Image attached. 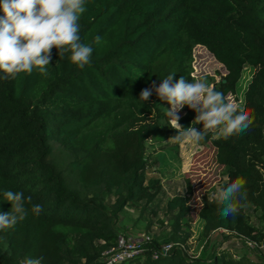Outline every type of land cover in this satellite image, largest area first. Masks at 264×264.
<instances>
[{
  "label": "trees",
  "instance_id": "obj_1",
  "mask_svg": "<svg viewBox=\"0 0 264 264\" xmlns=\"http://www.w3.org/2000/svg\"><path fill=\"white\" fill-rule=\"evenodd\" d=\"M85 7L80 36L94 49L90 64L80 69L54 47L48 77L34 69L0 79V212L11 209L3 200L6 190L31 197L26 218L0 230V264H22L26 257H42V264H97L115 242L126 206L139 214L154 211L159 178L145 172L153 163L159 170L174 166L177 132L166 115L170 106L155 92L145 102L139 94L171 73L196 79L195 45L224 68L217 81L201 77L243 100L253 118L241 134L225 139L210 131L200 142L211 146L221 165L218 191L241 179L247 198L237 215L225 219L215 194L203 192L198 237L221 228L226 238L264 244V0H85ZM245 66L251 71L239 95ZM195 115L184 106L179 123L188 127ZM184 181L183 191L164 203L171 249L153 258L160 244L149 237L141 253L116 264H264V257L232 255L226 245L196 257L185 253L191 187ZM34 204L42 205L38 216L31 212ZM246 206L258 212L256 220Z\"/></svg>",
  "mask_w": 264,
  "mask_h": 264
},
{
  "label": "clouds",
  "instance_id": "obj_2",
  "mask_svg": "<svg viewBox=\"0 0 264 264\" xmlns=\"http://www.w3.org/2000/svg\"><path fill=\"white\" fill-rule=\"evenodd\" d=\"M0 79H15L19 74H31L37 70L43 77L49 76L52 49L59 57L68 54L71 63L83 69L91 63L93 47L81 42L80 17L86 11L85 0H0ZM102 37L97 35L94 43ZM171 73L157 85L142 89L139 99L148 101L153 92L159 100L166 102L171 127L177 134L172 136L177 143L198 144L207 134L219 130L223 137L238 135L246 131L253 122L245 110L244 101L236 102L223 91L216 90L203 77L189 81L183 76L174 79ZM187 106L196 113L188 127L179 123V112ZM203 125L198 130L195 125ZM3 200L10 202L8 212H0V230L14 227L23 221L31 203V197L23 192L6 190ZM244 181L237 179L222 186L214 195L213 202L219 206L222 218L237 215L246 201ZM42 205L34 204L31 212L39 215ZM42 257H26L22 264H42Z\"/></svg>",
  "mask_w": 264,
  "mask_h": 264
},
{
  "label": "rangeland",
  "instance_id": "obj_3",
  "mask_svg": "<svg viewBox=\"0 0 264 264\" xmlns=\"http://www.w3.org/2000/svg\"><path fill=\"white\" fill-rule=\"evenodd\" d=\"M192 56L191 74L196 79L203 75H208L214 81H217L224 74V68L221 63L202 45H195L193 47ZM250 71L251 68L249 66L244 67L239 83V95L248 81ZM227 96L233 99L231 95L227 94ZM238 101L239 99L236 102ZM158 111L161 115L164 112V108L158 106ZM181 112L182 110H180L179 114ZM195 127L202 129L203 125L201 123L195 125ZM218 132L220 131H212L214 135ZM167 141H170L169 138L163 140V142ZM175 152L177 161L173 162L174 166H163V169L159 170V165L153 163L146 169V177L157 176L160 183L154 211L144 210L142 214H139L136 208L126 206L124 212L118 216L117 232L136 237L149 235L150 238L155 237L159 244L173 241L167 237L171 225H169L167 215L165 214L164 203L169 196L183 191L185 185L184 179L187 178L191 187V194L187 200L190 207V235L185 245V253L189 257H196L203 250L209 253L212 249H218L226 245L225 247H229L232 255L243 253L252 259L264 257V244L258 247H249L237 238H226L225 232L221 228L211 231L205 239L198 237L199 223L196 219V210L200 203V196L205 191H209L212 195L218 192V184L224 178L220 172L221 165L214 161L213 149L209 144L177 143ZM245 210L249 214L250 220H256L259 217L258 212L251 210V207L246 206Z\"/></svg>",
  "mask_w": 264,
  "mask_h": 264
},
{
  "label": "built area",
  "instance_id": "obj_4",
  "mask_svg": "<svg viewBox=\"0 0 264 264\" xmlns=\"http://www.w3.org/2000/svg\"><path fill=\"white\" fill-rule=\"evenodd\" d=\"M147 239H149V235L136 237L125 233H117L115 242L101 251L97 264H116L129 259L143 251V243ZM245 242L249 247L254 246V243L250 240H245ZM171 247V242L161 243L158 249L152 251L151 256L155 258L158 253H166Z\"/></svg>",
  "mask_w": 264,
  "mask_h": 264
},
{
  "label": "water",
  "instance_id": "obj_5",
  "mask_svg": "<svg viewBox=\"0 0 264 264\" xmlns=\"http://www.w3.org/2000/svg\"><path fill=\"white\" fill-rule=\"evenodd\" d=\"M221 80L223 81L224 79L222 78Z\"/></svg>",
  "mask_w": 264,
  "mask_h": 264
}]
</instances>
